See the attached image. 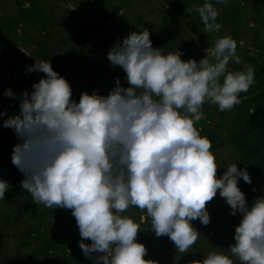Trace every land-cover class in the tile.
Here are the masks:
<instances>
[{
  "label": "clouds",
  "instance_id": "1",
  "mask_svg": "<svg viewBox=\"0 0 264 264\" xmlns=\"http://www.w3.org/2000/svg\"><path fill=\"white\" fill-rule=\"evenodd\" d=\"M193 10L205 33L220 30L212 3L188 9ZM183 54L153 47L147 28L132 32L107 53L129 86L116 78L108 95L83 92L79 102L51 63L36 59L27 72L45 75L31 93H20V113L3 122L21 140L11 160L25 177L22 188L37 205L72 211L83 254L89 259L100 254L95 264H156L144 259L147 248L137 242L140 225L121 215L132 207L146 210L157 238L167 236L180 253H187L200 236L191 222L210 223L207 204L217 191L231 215L242 214L231 254L241 264H264V196L249 206L238 179L247 184L252 179L237 164L218 177L212 142L195 126L206 102L221 112L239 105V94L255 83L254 69L245 65L244 71H228L230 61L241 63L231 36L217 39L199 61H184ZM4 95L16 98L11 88ZM9 188L0 179V200ZM198 264L234 261L213 251Z\"/></svg>",
  "mask_w": 264,
  "mask_h": 264
},
{
  "label": "rangeland",
  "instance_id": "2",
  "mask_svg": "<svg viewBox=\"0 0 264 264\" xmlns=\"http://www.w3.org/2000/svg\"><path fill=\"white\" fill-rule=\"evenodd\" d=\"M45 1L48 4L46 19L49 28H51V40H49L51 45L47 49L51 57L48 61L51 63L52 68L69 82L72 92L79 98L83 92L91 95L96 91L99 95H108L115 86L116 78L120 79L122 86H129L125 72L119 66L115 68L111 66L110 61L107 59V53L114 44L122 42L123 38L130 33L142 31L144 28L151 30L150 32L153 35H150V39L153 47L163 49L164 52L165 47L159 45V43L167 40L165 39L167 36H164L165 29L157 31L156 27L161 25L162 16L167 15L166 11L170 9L166 0H130L122 11H117L122 5V0H84V6L74 5L72 0ZM237 4L244 8L246 12V17L238 21L237 27L232 24L237 29L238 34V41H235L237 42V55L241 57L240 65L242 67L245 65L251 67L261 66L264 64V51L256 52L253 58L255 60L251 62L246 60L244 56L247 55L246 50H253L251 44L256 23L253 19L257 17V10L264 9V0H227L226 4H221L217 8L220 24L231 22L233 18L230 7L233 8ZM196 6H200V4ZM66 9H74L82 13L89 23V29H93L86 46L79 47L77 36L60 26V19ZM17 10L13 0H0V17H12L17 13ZM200 21L199 14L194 10V18L191 23L196 27L199 26ZM83 25H86V23ZM175 25V23H170L166 29L173 31ZM179 25L184 26V24ZM257 29L260 32L259 42L262 45L264 30L261 25ZM232 33V26L227 27V29L220 28L218 32L212 33H205L204 28H200L197 37L194 38L200 54L196 56L185 53V55H188L186 56L188 59L195 60H201L205 57L206 49H204L203 43L198 41V36L206 38L205 44L210 43V36L216 42L217 39L225 36L233 38ZM43 40V32L37 26L23 27L16 30V36L6 42L4 47L0 49V52L2 51L0 53V64L3 67L0 72V89L5 84L16 83V86L12 87L11 90L15 94L17 90L24 91L26 88L25 79L29 78L30 75L37 79L34 83L39 82L45 74L39 72L29 73L27 68L35 64V55L40 50L38 44ZM177 50L182 49L176 48L172 53ZM207 58L210 62H215L210 53L207 54ZM181 59H183V55ZM232 63L234 62H229L228 68H231ZM29 89V93H31L32 86H29ZM213 107H215L214 104L206 102L202 111L211 110ZM232 114L230 110L216 111L212 120V124L217 126V128H213L214 132L226 137L233 129L234 121L230 118ZM17 141L18 137H15L14 142ZM0 149L2 150L3 147L0 146ZM215 156L216 163L219 166L218 177L226 171L229 165L237 164L241 159L239 153L231 150L228 146L219 150ZM5 164H9V162L7 161ZM11 165L17 169L16 166ZM6 181L10 184L9 189L12 192L6 194L7 199L0 200V228L4 229L6 235V247L0 258V264H43L41 257L33 256L35 251L34 241L26 235L28 228L34 226L36 220H32L28 215L21 214L22 210H28L29 204H34L36 207L38 205L34 202L32 196L22 188L20 182L13 185L10 180ZM256 185L255 190H252L253 196L250 195L251 193L248 192L247 187L242 188L249 206L256 198L264 196V181H257ZM11 201H14V203L10 207ZM207 210L210 215L208 225H203L198 219L191 222L200 233V236L187 253H180L169 237L157 238L155 236V233L151 230V218L147 217L146 210L141 211L136 207H132L121 213V215L130 217L140 225L137 242L142 243L147 248V255L144 257L146 260L155 261L156 264H198L199 261H203L209 252L214 251L228 256L234 261V264H241L239 259L230 252V246L235 243V230L228 232L225 220L237 216L239 221L237 224H232L231 228L235 229L242 219V214L237 212L235 216L231 215L230 206L220 197L219 193L216 195L214 205L207 207ZM38 211L42 212L43 209L40 208ZM18 215L21 216V220L15 222L14 219ZM42 215L46 222L51 223V226H43L41 229L47 236H49V232L69 239H72L71 237L76 234L80 235L76 219L70 209L50 208ZM55 241L56 239L53 242ZM84 242L91 244V240H85ZM59 252L62 254V251L59 250ZM53 253L51 252V254ZM56 253L52 255L51 260L56 259ZM97 255L100 254L94 253L93 258L90 259L93 264H95Z\"/></svg>",
  "mask_w": 264,
  "mask_h": 264
},
{
  "label": "trees",
  "instance_id": "3",
  "mask_svg": "<svg viewBox=\"0 0 264 264\" xmlns=\"http://www.w3.org/2000/svg\"><path fill=\"white\" fill-rule=\"evenodd\" d=\"M13 1L17 6V13L12 17H0V49L4 47L6 42L16 36L17 29L37 26V28L43 32L44 40L38 44L40 50L35 55V58L48 61L51 57L47 50L49 49V45H51L49 42V40H51V28H49V23L46 19V8L48 7L47 2L45 0ZM72 1L74 5L84 6V0ZM166 1L167 6L170 7V9L169 11H166L167 15L162 16V23L160 26L156 27V30L160 31L165 29L164 36H167L165 37L167 40L165 42H160L159 45L165 47L164 54L172 53L174 49L181 48V51L184 53L182 60L187 61L189 59L186 57L188 55H185V53L196 56L200 54L194 38L197 37L200 28H204L202 20L199 22V26L197 25L196 27L191 23L194 18V10L189 12L188 9L197 4L202 6L206 2L212 3L214 7L219 8L221 3H217V0ZM129 2L130 0H122V5L117 11H122L124 6L128 5ZM230 12L232 13L233 18L231 19V22H229L231 24H221V28L227 29V27L232 26L233 39L238 41L237 29L235 27H237L240 19L246 17V12L244 11V8L238 4L233 8L230 7ZM256 15L257 17L253 19L256 22L251 44L253 50H246L247 55L244 56V58L250 62L255 60L253 58L255 57L256 52L264 51V42L262 45L260 44V32L257 29V27L261 25L264 30V9L257 10ZM173 18L176 19V22ZM216 22L220 24L218 17ZM59 23L64 30H69L77 36L76 39L79 47H84L88 44L93 29H89V23L82 13H79L74 9H66ZM84 23H86V25H83ZM170 23L176 24L173 31H168L166 29ZM179 24H184V26L182 27ZM148 31L150 35H153L152 32H150L151 30ZM211 37L212 36L209 37L210 43L204 44L206 38L204 36H198V41L203 43L204 49L214 48L215 41L213 40L214 38ZM230 66L231 68H228V71L234 72L245 70L240 64L232 63ZM2 68L3 67L0 64V72L2 71ZM252 68L254 69L255 83L249 88L248 92H241L239 94L242 102L230 110L233 113L230 118L234 121V125L229 134L226 137H222L217 132H214L213 128H217V126L212 124V120L215 117L216 111L220 112L218 105H214L215 107L211 110L203 111V118L195 126L200 131L202 137H207L211 140L212 147L210 150L214 155L226 146L239 153L241 159H239L237 166L239 169H246L248 171L252 183L247 184L242 178H239L238 187L241 191L243 190V187H247L248 192L253 196L252 190L257 186V181H264V64ZM36 80L37 79L34 78L33 75H30L29 78L25 79L26 88L24 91L26 90L29 92V86H32ZM220 82L223 83V78H221ZM15 86L16 83H12L11 85L5 84L3 85V88L0 89V112L6 113V115L0 117V146L3 147L2 150L0 149V179L10 180L13 185L18 184L19 182L21 183L22 178L25 179L23 173L11 165L13 147L16 144L21 143V140L18 138V141L14 142L15 137H17L14 130L3 127L4 120L8 119L9 116L18 115L20 113V93L23 91H15L17 94L15 99L11 97L5 98L6 96L4 95V92L7 89H12V87ZM72 99L79 102L80 98L73 92ZM7 161L9 164L6 165L5 163ZM10 192H12L10 189L6 191L5 199H7L6 194ZM217 193H219V191H217ZM215 198L207 204V207L214 205ZM13 203L14 201L10 202V207ZM40 208L43 209L42 212L38 211ZM49 209V207H46L43 204L38 205V207L34 204H29L28 210L21 211V214L28 215L32 220H36V224L29 227L26 232V235L28 237L30 236V239L34 241L35 251L33 256L41 257L42 263L47 264L51 260L52 255L57 252L56 259H52L50 263L93 264L89 258L85 257L82 249L79 247V242L81 241L80 235L76 234L74 237H71L72 239H69L52 232H49V236H47L41 231L43 226H51V223L46 222L42 217V214ZM20 220V215L14 219L15 222H20ZM225 221L227 222L226 230L228 232H233L235 229H231L232 224H237L239 220L238 217L235 216ZM5 237L4 229L0 228V258L6 247ZM54 239H56L55 242H53ZM59 250L62 251V254H60ZM51 252L54 253L51 254Z\"/></svg>",
  "mask_w": 264,
  "mask_h": 264
}]
</instances>
